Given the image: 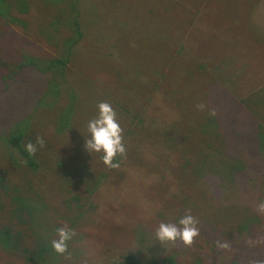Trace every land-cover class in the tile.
<instances>
[{"label": "rangeland", "instance_id": "1", "mask_svg": "<svg viewBox=\"0 0 264 264\" xmlns=\"http://www.w3.org/2000/svg\"><path fill=\"white\" fill-rule=\"evenodd\" d=\"M27 1L31 6H28V11L24 13L19 11V4L27 3L23 0L19 2L5 0L0 3V59L18 61L17 57L26 50L34 52L36 57L41 56L45 62L67 57L66 50L70 49L74 43L69 40L63 41L64 37L60 39L59 46L50 42L55 40L54 35L59 36L56 32V25H58L60 33L69 31L65 37L72 38L75 43L83 37V43L74 46L76 51L74 58L69 56V62L65 65L66 68H70L72 80L73 70H76L77 65L83 68L87 75L94 69L100 71L97 78V87L100 88L98 97L88 94L89 101L77 107L74 127L67 131L66 136L59 130L56 133L51 132L52 129L59 127L55 120L61 115L58 112L53 113L52 109L54 110L55 107L52 108L53 105L48 104L49 98L53 99L57 96L58 89L56 80H53L50 75L37 85L33 82L35 78L30 73L27 77L29 80V86H27L32 93L21 95L24 97L23 101L17 105L11 102L10 105L0 108V170L3 165H7L5 176L8 183L12 185L9 186L12 193L20 191L22 197L29 199L34 195L37 205L49 204L59 209L56 203L60 201L61 196L65 195L66 202L74 199L77 202L84 201L86 203L81 208L86 211H89L93 205H97L99 210L105 213L103 217L105 225L101 222L102 224L98 223L97 227L92 224L83 227L69 243V251L75 250L72 258H77L74 264H122L123 261L126 262L124 260L126 255L134 254L139 258L138 254L142 247H146L147 252L150 253L148 262L153 257L163 259L182 251L179 264H264L263 219L259 222L262 223L260 229L253 228L254 234L242 241L237 237L238 235L233 237L228 233V231H238L233 229V224L228 219L218 221L222 225L214 227L208 219L199 214L196 219L199 221L200 236L194 242H203L196 245L201 250L199 254L195 253L197 247L187 249L182 241H177L174 245L162 246L155 239L154 233L161 221L175 222L187 211L194 215L201 210H210L214 205L209 202L205 204L199 202L196 208H190L191 200L184 203L183 192L181 188L174 186L173 178L176 176H173L170 170H167L160 180L149 187L156 177L150 169L156 165L160 157L153 144L142 139V133L134 145L137 150V159L140 158L147 163L141 172L137 167L136 178L141 179L142 189L136 188L134 182L126 180L125 183L122 180V190L117 188L116 184L112 185L116 182L115 175H109L112 168L104 165L100 154L93 153L91 156L84 148L85 138L88 135L87 123L97 115L98 101L111 104L118 118L125 116L124 111L116 106L118 100L129 106L126 96L120 97L123 88H126V91H139L135 82L126 77L132 73L133 69L139 71V58L143 60L147 69L141 68L145 72L139 71L140 73L148 76L150 72H160L159 58L155 64L152 61L154 56L150 55L167 50L163 49L165 45H162V39L165 37L173 39L167 44L177 45L176 50L184 46L181 50L182 55H178L175 76L182 73V66L186 61L187 73H193L196 66L194 61L196 57L193 56H197L195 60L203 57L210 64L223 60L216 68L210 70L216 80L211 86L212 89L219 93L227 91L233 96L243 92V86L246 91L243 93L264 92V69L256 70L253 66L257 62L260 68L264 67V0H92L83 3L80 7L86 28L81 33H78V27L65 30L62 23L53 22L57 21L58 17L63 18V10L67 4L65 6L61 0ZM44 19L46 23H43ZM71 19L69 17L67 20ZM62 20L64 21L65 18ZM181 28L189 30L191 39L180 42L178 34ZM223 28L229 33L232 30L236 41V44L228 50L224 46L227 39L225 35H221ZM142 38H146L145 43L137 42ZM148 38L155 39V42L148 43ZM199 38L200 46H193L194 42L198 43ZM132 42L138 43L134 52L131 51ZM61 44L64 45L65 51H62ZM120 46L127 49L125 56L117 51ZM147 55L150 57L147 58ZM246 56L250 58L253 56L256 62L252 58L251 65L249 61L243 59ZM25 57L27 58V55ZM107 57L111 59V66L109 62H104ZM133 58L135 62L127 61ZM115 67L118 68L116 71ZM61 70L64 72L65 68ZM2 71L6 73L7 70L0 69V74ZM124 78L125 83L119 82ZM16 89L21 91L26 88L19 83ZM191 94L194 98L198 97L195 91ZM3 97L6 96L3 95ZM252 97L255 98V96ZM227 100L230 99L227 98ZM42 102L43 104L40 105ZM205 104H209L207 99ZM225 105L226 101L223 100L222 107ZM40 106L43 108H39ZM50 112L52 113L49 115ZM220 112H216V115H220ZM47 115H49L48 123V119H44ZM221 119L218 118L217 121ZM18 126L35 128L38 129L39 134L48 136L38 172L31 171L29 167L24 168L22 162L19 167L14 168L18 149L13 147L9 136ZM45 128L48 130L42 132ZM50 135L53 137L49 138ZM26 141L27 137L23 144ZM71 143L72 148L68 147ZM199 145L200 143L194 144L193 149L196 150ZM232 151L233 149L228 152ZM66 158L70 160L63 161ZM75 164L77 170L75 176H72L71 170ZM80 167L89 170L83 183L88 190L82 188L68 190L73 188L71 184L76 183V176L80 177L82 174L79 173ZM14 171L16 175L13 176ZM101 172L106 175L104 189L96 194L90 189L98 182ZM185 184L190 186L188 182ZM128 188L134 190L133 199H128L129 195L126 194ZM178 190L181 192H177ZM226 194L219 199L228 203ZM240 197L242 202L243 197ZM129 200H132V205L128 203ZM101 202H103L102 206ZM241 205L245 207L247 204L244 202ZM103 206H106L105 209L102 208ZM156 209L158 210L155 211ZM4 212L5 210L0 211L1 217H4L0 220L2 224H6L9 220L6 219L8 216H3ZM120 214L141 220V224L122 230L123 220L120 219ZM227 218L232 219L230 207H228ZM57 224L64 227L66 221L61 220ZM123 224L127 225V223ZM102 225L105 228L101 227ZM32 226L40 230L41 220L38 217L34 220L32 218ZM17 227L15 226V230L18 229ZM43 231L47 234L46 228ZM119 232H121L120 235L117 234ZM125 233L127 235L124 238ZM224 244L228 247L220 246ZM226 256L227 263H225ZM38 259L37 251L27 253V250L21 251L20 247H13L12 244H0V264H36ZM204 260L207 262H203Z\"/></svg>", "mask_w": 264, "mask_h": 264}, {"label": "trees", "instance_id": "2", "mask_svg": "<svg viewBox=\"0 0 264 264\" xmlns=\"http://www.w3.org/2000/svg\"><path fill=\"white\" fill-rule=\"evenodd\" d=\"M1 1L5 2V0H0V3ZM14 1L19 2L21 0ZM23 1L27 3L19 4V11L22 13L27 12L28 6H31L27 0ZM89 1L92 0H61L65 6L67 4L62 15L65 20L63 21V18L58 17L57 21L54 20L53 22L59 21L65 30L78 27V33L84 32L86 28L80 7ZM69 17L72 19L68 21ZM193 17L195 18V16ZM17 21L22 22L19 19ZM43 23H46L45 19ZM59 27L56 25V32L59 36L54 35L55 42H50L59 46L60 39L64 37L63 41L69 40L74 43L70 49L66 50L67 57L45 62L41 56L36 57L34 52L26 50L17 57L18 61L11 62L0 59V69L7 70L6 73L2 71L0 74V108L10 105L11 102L13 105H17L23 101L24 93H26L25 95L32 93L28 87L29 80L27 79L30 73L35 78L33 82L37 85H40L43 79L50 75L53 80H56L58 89L57 96L53 99L49 98L48 104L53 105L52 108L55 107L54 110L51 108L53 113L58 112L61 115L55 120L59 127L52 129L51 132L56 133L59 130L66 136L67 131L74 127L77 107L89 101L88 94L98 97L100 88L97 87V78L100 71L94 69L92 73L87 75V72L77 65L76 70H73L72 80L70 68H66L65 65L69 62V56L74 58L76 52L74 46L82 44L83 37L75 43L72 38L65 37L69 31L61 34ZM178 35H180V42L191 39L189 30L186 28H181ZM221 35H225L227 39L224 44L227 50L236 44L232 30L229 33L223 28ZM145 40L146 38H142L137 42L145 43ZM154 40L148 38L147 42L151 44V42H155ZM169 41H173V39L171 37L162 39V45H165L163 49L167 50L162 49L163 51L150 55L154 56L152 61L155 64L159 58L160 72H150L148 76L140 73L139 71L145 72L142 69H146V67L143 60L139 58V71L133 69L132 73L126 76L135 82L139 91H126V88H123L120 97L126 96L129 106L119 100L116 106L125 113V116L118 119L123 128L126 152L123 156L116 158L115 162L118 163V167L111 169L109 175H115L114 178L116 179L112 185L116 184L117 188H121L122 180L124 183L126 180L134 182L136 188L142 189L140 186L141 179L136 178L137 167L140 168L141 172L147 163L140 158L137 159V150L134 146L142 133V139L150 141L160 157L156 165L150 169L156 177L154 183H150L149 187L160 180L167 170H170V173L176 176L173 178L174 186L181 188L183 192L184 203L191 200L190 208H196L199 202L201 204L209 202L214 205L210 210H201L193 216L197 217L202 214V217L208 219L214 227L222 225L218 221L228 219L233 224V229L238 230L237 232L228 231L230 236L236 237L238 235L237 237L243 241L246 237L254 234L253 228L259 230L262 225L259 222L264 220V211L258 207L260 203L264 202V92L243 93L246 92L243 86V92H238V96H233L227 91L219 93L212 89L211 86L216 80H214L210 70L216 68L219 62L223 60L210 64L203 57L195 60L197 56H193L196 57L193 73H187L186 61L182 66V73L175 76L178 55H182L181 50L184 49V46L179 48L180 50H176L175 46L177 48L178 46L167 44ZM137 42L136 44L131 43V51L136 50ZM200 42L201 39L199 38L198 43L194 42L193 46H200ZM121 46L117 51L125 56L127 49ZM61 48L62 51H65L64 45L61 44ZM176 51L178 53H174ZM150 56L147 55V58ZM252 58L256 62L253 56ZM252 58L246 56L243 59L252 65ZM127 61L135 62L134 58ZM104 62H109L111 66L109 57ZM253 66L256 70L264 69V67L260 68L257 62ZM63 68H65L64 72L61 70ZM117 69L114 68L115 71ZM100 81L102 80L100 79ZM119 82L125 83V78ZM19 83H22L26 89L17 90ZM193 91L198 93L197 98L191 94ZM205 98L209 104H205ZM223 100L226 101V105L222 107ZM98 102L101 103L102 101ZM42 104L43 102L40 105ZM39 108L42 109L43 107L40 106ZM216 112H220V115L217 116ZM49 115L44 117V119H48L47 123L49 122ZM218 118H222L221 121H217ZM47 130L45 128L42 132ZM25 137H27V141L23 144ZM37 137H42L45 143L48 138L42 133L39 134L38 129L31 127L18 126L12 130L9 139L18 149V156L14 159V168L19 167L22 162L24 168L29 167L33 172L40 170L46 144L42 148L37 145V151L34 155H29L24 150L28 142L35 144ZM50 137L53 136L50 135ZM196 143H200V145L194 150L193 145ZM69 146L72 148V143L68 144ZM231 149L233 151L229 153L228 151ZM69 160L66 158L63 161L68 162ZM6 166L3 165L0 170V211L5 210L3 216H8L6 219L9 220L6 224L0 223V244H12L13 247H20L21 251L27 250V253L37 251L39 259L36 264H74L75 259H77L72 258L74 249L70 250L68 254L60 256L51 248V240L56 238L54 234L56 229L60 228L57 222L66 221V225H69V228L74 229L78 234V231L83 227L90 224L97 227L98 223L104 222V211L99 210L97 205H93L89 211H86L81 208L86 202H77L75 199L66 202L67 196L65 195L61 196L60 201L56 203L60 209L49 204L46 206L37 205L34 195L29 199L22 197L20 191L12 193L9 187L12 185L8 183L5 176ZM76 170L77 165L75 164L71 170L72 176H75ZM88 171L84 167H80L79 173L82 174L80 177L76 176V183L71 184L73 188L68 190H74V188L88 190L83 186L84 177ZM14 175H16L15 171ZM105 178V173L101 172L98 182L90 190L95 191L96 194L99 193L104 189ZM185 182H188L190 186H186ZM168 184L170 185V183ZM181 190L177 192L180 193ZM133 191L132 188H128L126 192L129 195L128 199H133ZM225 194L226 199H229L228 203L219 199ZM240 196L243 197L242 202ZM87 198L89 199V197ZM244 202L247 204L245 207L241 205ZM128 203L132 205V200H129ZM100 205L102 206L103 202ZM105 207L102 208L105 209ZM228 207L231 208L232 219L227 218ZM36 217L41 220L40 230L32 226V218L34 220ZM3 219L4 217L0 215V220ZM120 219L123 220V223H127V225L121 223L122 230L141 224V220L123 215L120 216ZM103 225L101 227H104ZM15 226H18L17 230H15ZM45 228L49 236L43 231ZM117 234L120 235L121 232ZM126 235L127 233L124 234V238ZM33 242L35 243L33 244ZM202 243H194L191 246H186V248H195L197 244ZM247 244L249 243L247 242ZM181 252H175L174 255H168L163 259L153 257L148 262L150 253L147 252L146 247H142L138 254L139 258L134 254L126 255L124 259L126 262L123 264H179ZM200 252V248L197 247L195 253L199 254ZM191 254L194 253L191 252ZM226 260L227 256L225 263H227ZM203 262H207V260Z\"/></svg>", "mask_w": 264, "mask_h": 264}, {"label": "clouds", "instance_id": "3", "mask_svg": "<svg viewBox=\"0 0 264 264\" xmlns=\"http://www.w3.org/2000/svg\"><path fill=\"white\" fill-rule=\"evenodd\" d=\"M87 138L84 148L88 154H100L105 166L118 167L116 158L123 156L126 152L123 128L117 117V113L111 104L101 102L97 105V115L87 123ZM37 145L44 147L45 141L42 137L36 138V143L28 142L24 148L29 155H34ZM13 147H15L13 145ZM259 209L264 211V202L259 204ZM74 229L67 226L56 229V238L51 240V248L60 256L69 252V243L76 237ZM155 239L163 246L175 244L182 241L185 246H191L200 236L199 221L191 212L177 219L175 222L161 221L154 233ZM227 248L228 245H220ZM166 249V248H165ZM124 261L122 262V264Z\"/></svg>", "mask_w": 264, "mask_h": 264}]
</instances>
